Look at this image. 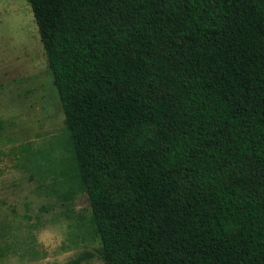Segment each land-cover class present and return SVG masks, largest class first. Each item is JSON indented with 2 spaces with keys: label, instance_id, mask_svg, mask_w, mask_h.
<instances>
[{
  "label": "trees",
  "instance_id": "16d2710c",
  "mask_svg": "<svg viewBox=\"0 0 264 264\" xmlns=\"http://www.w3.org/2000/svg\"><path fill=\"white\" fill-rule=\"evenodd\" d=\"M27 1L102 264H264V0Z\"/></svg>",
  "mask_w": 264,
  "mask_h": 264
},
{
  "label": "rangeland",
  "instance_id": "374dc122",
  "mask_svg": "<svg viewBox=\"0 0 264 264\" xmlns=\"http://www.w3.org/2000/svg\"><path fill=\"white\" fill-rule=\"evenodd\" d=\"M66 137L30 5L0 0V264H102L87 195L62 187Z\"/></svg>",
  "mask_w": 264,
  "mask_h": 264
}]
</instances>
